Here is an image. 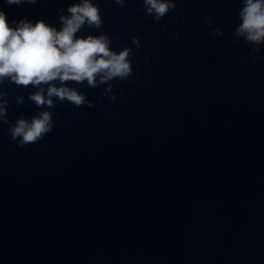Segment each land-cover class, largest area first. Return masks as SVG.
Wrapping results in <instances>:
<instances>
[{"label":"water","instance_id":"95a60500","mask_svg":"<svg viewBox=\"0 0 264 264\" xmlns=\"http://www.w3.org/2000/svg\"><path fill=\"white\" fill-rule=\"evenodd\" d=\"M73 2L0 9L59 27ZM92 2L102 23L77 34L127 48V77L66 81L84 103L53 97L23 146L9 124L45 106L0 80V264H264V45L233 37L240 0H167L158 24L143 0Z\"/></svg>","mask_w":264,"mask_h":264},{"label":"clouds","instance_id":"9594fccd","mask_svg":"<svg viewBox=\"0 0 264 264\" xmlns=\"http://www.w3.org/2000/svg\"><path fill=\"white\" fill-rule=\"evenodd\" d=\"M38 0H4L5 4H36ZM123 5L125 0H116ZM144 14L154 24L160 23L175 11V5L167 0H143ZM59 27L43 19H9L0 9V80L7 78L20 86L31 85L36 90L29 99L39 111L30 119L18 117L9 124L10 139L18 145L35 143L43 134L51 131L53 97L63 102L67 100L79 106L84 96L66 81L86 82L95 86L116 77L124 79L131 73L127 59V48L116 52L110 48L109 38L98 35H78L82 27H99L102 23L99 9L92 0H78L64 9H57ZM239 23L234 27L233 37L259 51L264 45V0H240ZM203 23H208L205 18ZM215 36L223 33L213 29ZM5 93H0V96ZM21 98L17 97V103ZM6 100H0V121L6 118Z\"/></svg>","mask_w":264,"mask_h":264}]
</instances>
